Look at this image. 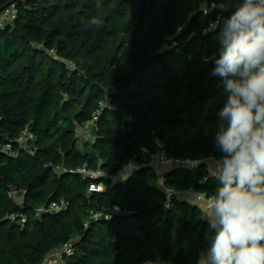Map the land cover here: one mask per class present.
Masks as SVG:
<instances>
[{"label": "trees", "instance_id": "obj_1", "mask_svg": "<svg viewBox=\"0 0 264 264\" xmlns=\"http://www.w3.org/2000/svg\"><path fill=\"white\" fill-rule=\"evenodd\" d=\"M242 2L0 0V15L18 10L0 26V264H43L68 246L61 264H211L217 227L166 193L213 198L223 186L208 162L223 163L229 94L213 73ZM87 124L94 140L79 148ZM25 130L34 142L20 145ZM156 139L197 166L160 175ZM129 162L138 170L124 177ZM85 165L107 177L70 173Z\"/></svg>", "mask_w": 264, "mask_h": 264}, {"label": "clouds", "instance_id": "obj_2", "mask_svg": "<svg viewBox=\"0 0 264 264\" xmlns=\"http://www.w3.org/2000/svg\"><path fill=\"white\" fill-rule=\"evenodd\" d=\"M222 38L213 74L229 94L220 112L227 127L216 134L223 186L209 207L217 231L208 255L211 264H264V0H243Z\"/></svg>", "mask_w": 264, "mask_h": 264}, {"label": "built area", "instance_id": "obj_3", "mask_svg": "<svg viewBox=\"0 0 264 264\" xmlns=\"http://www.w3.org/2000/svg\"><path fill=\"white\" fill-rule=\"evenodd\" d=\"M17 15H18V10H17L16 6L11 5L6 10H4V12L0 15V26H3V25L8 24V23H12L13 21L16 20ZM97 121H98V118L95 115L93 117L92 123H95ZM33 142H34V135L29 130H25L19 136V138L17 140V143L20 145H25V144H29V143H33ZM155 142L157 144V147L160 149V153L153 158L151 165L154 167V169H156V171L160 175H162L164 171H167L169 169L176 168V167H184V168L194 169L197 166L196 163L191 162V161H180L177 159L168 158L166 156V154L163 152L164 146H163L162 142L159 139H156ZM6 150L8 152H10L11 147L8 146ZM144 153L149 154V151L144 150ZM218 166L220 167V170H216V171H213L211 173L214 177H221V173H222V169H223V163H218ZM136 170H138V164L136 162H129L127 165L123 166L122 174L125 177L127 175L134 173ZM70 173L78 174V175L82 176L83 179H86V180H97L99 178L107 177L106 174L102 173L99 170L98 171L90 170L86 165L79 168L75 172L71 171ZM88 190H89V193L101 192L104 190V186L102 184L90 182ZM166 195L168 197V200L171 197H182L184 195L187 196L188 198H192L193 201L195 203H197L202 208L204 219L207 220L208 222H210V224L214 223L213 219L208 214L209 207L211 205L213 198H207L203 194H198V193H194L191 191L182 194L176 190L168 191L166 193ZM62 207L63 206L53 204L49 208V210L52 212H57ZM118 211H119L118 208L114 209V212H118ZM92 217L94 220H97L98 218H100L102 216L98 213H95L92 215ZM105 218H106V220L111 221L112 220V213L107 214ZM70 248L71 247L68 246L64 249V251L62 253H54L53 255H55L57 258H59L60 259L59 262L61 263L63 254H66L68 256L72 255V250ZM49 259H50V257L43 264H58V261L54 260L53 262L52 261L49 262Z\"/></svg>", "mask_w": 264, "mask_h": 264}, {"label": "rangeland", "instance_id": "obj_4", "mask_svg": "<svg viewBox=\"0 0 264 264\" xmlns=\"http://www.w3.org/2000/svg\"><path fill=\"white\" fill-rule=\"evenodd\" d=\"M92 129H93L92 125L91 124H87L86 126H84L82 128V130L81 129L78 130V138H79L78 147L79 148H81V146L83 145V143L85 141H93L94 140ZM208 167H209V170H210L211 173L213 171L220 170V167L218 166V163H216L214 161H211V160H210V162H208ZM189 199H190L189 200L190 202L195 203L192 198H189ZM54 260L58 261V264H61L59 262L60 259L52 254L50 256L49 262L50 261L53 262Z\"/></svg>", "mask_w": 264, "mask_h": 264}, {"label": "crops", "instance_id": "obj_5", "mask_svg": "<svg viewBox=\"0 0 264 264\" xmlns=\"http://www.w3.org/2000/svg\"><path fill=\"white\" fill-rule=\"evenodd\" d=\"M82 130V129H81Z\"/></svg>", "mask_w": 264, "mask_h": 264}]
</instances>
